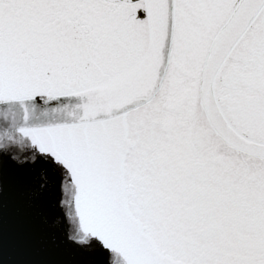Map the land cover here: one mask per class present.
Segmentation results:
<instances>
[{
    "label": "snow or ice",
    "instance_id": "snow-or-ice-1",
    "mask_svg": "<svg viewBox=\"0 0 264 264\" xmlns=\"http://www.w3.org/2000/svg\"><path fill=\"white\" fill-rule=\"evenodd\" d=\"M6 174L71 264H264V0H0Z\"/></svg>",
    "mask_w": 264,
    "mask_h": 264
},
{
    "label": "water",
    "instance_id": "water-1",
    "mask_svg": "<svg viewBox=\"0 0 264 264\" xmlns=\"http://www.w3.org/2000/svg\"><path fill=\"white\" fill-rule=\"evenodd\" d=\"M62 198V188L54 187L51 202L43 207L49 222L59 211L54 205ZM72 260L71 249L52 243L46 227L6 174L0 193V264H71Z\"/></svg>",
    "mask_w": 264,
    "mask_h": 264
}]
</instances>
